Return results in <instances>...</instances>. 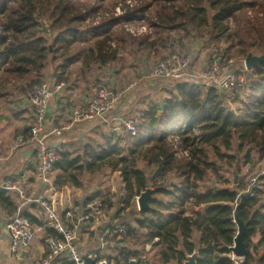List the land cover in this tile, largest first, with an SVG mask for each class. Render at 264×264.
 Listing matches in <instances>:
<instances>
[{"label":"trees","instance_id":"16d2710c","mask_svg":"<svg viewBox=\"0 0 264 264\" xmlns=\"http://www.w3.org/2000/svg\"><path fill=\"white\" fill-rule=\"evenodd\" d=\"M107 1L112 8L123 2L126 7L120 14L108 11L109 15H98L102 19L94 24L92 17L101 6L105 9ZM152 3L157 5L158 20H152L157 36L146 42L140 36L138 43L132 42L138 50L147 43L150 47L157 45L164 28L212 22L213 28L226 31V23L235 20L237 29L227 35L232 46L240 45L238 52L242 55L251 51L264 54V0L258 5L256 0H0V78L26 79L28 86L34 84L33 89L49 79L47 71L51 69L57 81L69 84L66 71L83 52L79 46L92 42L84 72L99 71L98 84L107 69L109 80L120 74L118 86L125 87L129 78L137 77L138 69L129 56L125 62L123 52L119 55L118 47L112 46L111 41H117L113 32L120 24L128 31L126 25L144 18ZM254 6L257 15H262L251 24L247 8ZM111 65L117 68H108ZM251 75L249 88L241 89V93L234 91L231 97L212 83L202 85L191 79L177 82L158 101L139 94L131 111L141 116L136 136L105 131L103 125L94 126L95 121L83 123L96 128L85 142L56 145L60 157L56 169L68 171L70 182L82 186L83 173L95 174L121 165L123 180L137 193L147 188L152 177L166 179L175 172L181 180L175 184L163 180L154 190L151 208L141 211L138 226L130 230L134 235L146 232L139 241L141 246H164V264L172 260L181 264L194 252L198 253L197 264H235L229 254L238 230L234 222L237 211L246 225L247 246L239 264H264V173L250 183V191L241 194L237 188L204 183L208 172L223 177L222 172H227L230 165L241 171L247 163L264 158V61L253 67ZM142 146H151L157 152L154 176L136 167L134 156ZM125 150L127 155L123 154ZM192 198L195 207L203 206L195 217L185 215L183 208ZM0 206L8 212L15 209L13 197L5 189H0ZM177 206L180 208L175 211ZM193 231L199 232V238L190 239ZM257 234L261 239L256 241ZM143 250L128 248L125 252L134 255L138 264ZM63 264L73 262L66 258Z\"/></svg>","mask_w":264,"mask_h":264},{"label":"built area","instance_id":"2783aa9c","mask_svg":"<svg viewBox=\"0 0 264 264\" xmlns=\"http://www.w3.org/2000/svg\"><path fill=\"white\" fill-rule=\"evenodd\" d=\"M119 13V8H116ZM132 24H127L128 31L134 32ZM137 34L146 32L143 26ZM113 47H117L112 43ZM122 50L118 47L119 55ZM188 52H178L152 63V73L155 77L169 78L183 81L193 75V57ZM224 55L214 46L210 49L205 60L204 74L208 82L218 86L225 93L234 91L241 82L237 72L223 71ZM231 63V61H229ZM244 68L247 66L244 62ZM252 70V69H250ZM146 78H149V74ZM142 79V77L140 78ZM138 82H140L138 80ZM130 83L127 91L138 84ZM176 82V83H177ZM68 84L65 80L57 81L49 78L35 85L28 93L27 105L32 110L33 122L27 132H19L10 145L11 150L29 143L34 145L40 161L39 179L46 185L24 188L17 182L8 178L0 183V189H5L13 197L15 209L7 212L6 228L10 232L12 245L11 253L24 257L31 245V241L39 233L42 240V255H36L31 264H63V259H69L73 264H129L137 261L134 255L126 254L128 241L133 235L131 228L138 226L141 208L139 198L142 192L132 191L122 180L111 189L99 187L97 190L87 191L81 199L76 198L78 191L69 188L68 191L59 189L53 182L52 175L56 171L59 161L57 139L62 136L63 129L71 125L60 127L49 125L47 113L53 114L57 109V99L67 93ZM116 91V90H115ZM114 90L102 82L98 83L95 95L86 106H73L72 121L74 123H89L94 118L105 117L115 111L117 101L122 92L115 96ZM115 96V97H114ZM108 123L112 120H106ZM141 125L139 113L122 117V129L130 136H136ZM263 174V173H262ZM258 178V177H257ZM257 179L252 181L256 182ZM162 184L163 181H160ZM156 185V184H155ZM152 187V184H148ZM77 190V189H76ZM133 209L138 213L129 224L128 211ZM31 214L34 221L27 215ZM125 213V214H124ZM155 241H158L156 238ZM93 246L87 248L88 244ZM150 243L146 251L150 250ZM145 255L142 259H145ZM239 264V263H235Z\"/></svg>","mask_w":264,"mask_h":264},{"label":"rangeland","instance_id":"374dc122","mask_svg":"<svg viewBox=\"0 0 264 264\" xmlns=\"http://www.w3.org/2000/svg\"><path fill=\"white\" fill-rule=\"evenodd\" d=\"M260 2V0H256V5H258ZM122 3V2H121ZM104 8L101 6L97 12V16L95 15L94 17H92V20L94 21V24L98 23L102 18L99 17L98 15H109L107 12L108 11H114V13L112 14H120L122 11H124V7H126V4L123 2L121 4V6H116V8H119V13H116L115 10H117L116 8H112V3H110L109 1L105 2L104 4ZM117 5V4H116ZM156 8L157 5H155L154 3H152V5L149 7V9H147V11L145 12V15H143L144 18L142 19H137L134 20L132 22H129V24H132V28L134 29V32L132 31H126V29L120 24L119 26H117V30L115 31V33L113 32V37L118 41L112 40V43H115V45L117 47H119L123 52H124V57L125 59L127 58V50H125L124 47H121L120 45L122 43H138L140 41V39L138 40V38H141L143 41L146 42V40L148 41V39H154L157 36V28L155 27V25L152 23L153 19L158 20L157 16H155V12H156ZM123 9V10H122ZM257 6L254 7H248L247 8V13H248V20L250 21L251 24H254V22L257 20V16H261V15H257ZM105 12V13H104ZM264 13V12H263ZM88 23H91V21H89ZM143 26L146 27V32H144L143 34H137L138 30L136 29H140ZM226 31H223L222 29L218 28H213L212 26V22L209 24H204L201 26H185V27H181L178 29H173V30H168L167 28H164L163 33H162V37H161V41L158 42L157 45H155L154 47H150L149 48V52L148 53L150 56V65H148L147 68H145L143 75L139 76L142 77V79H139V77L135 80H132L130 83L135 84V81L138 82V80L140 82H138V84L136 86H134L132 89H130V93L128 94V89L127 87L130 85V83L127 85V87L123 88V87H118L119 90L115 89L113 86V84L111 83V80H109L108 76L109 73H105V71L109 72L107 69H105V71L103 70V73L101 74V81L104 84H107L109 88L112 89V91L116 90L114 92L115 96H117L116 94L118 92H122V96H120L118 99L124 98L125 99V103L124 101L121 102L120 108L124 109V110H130L132 111L133 107V102L135 101L134 99H136L137 94L139 93V89L146 90L145 88H148L149 91H151L153 88L155 87H159V90H162L160 94H155V93H150V96L154 99H159L160 97H162L164 94H162V92L164 91V88L169 85V83L172 85V88L174 87V85L176 84L177 80H170L169 78H164V77H155V75H153L152 73V63L154 61H159L165 57H169L172 54L170 53H178V52H188L190 51V55L191 59H193V61L195 63H201L202 60H207L208 55L210 53V49L214 46L218 47L221 50V53L224 55V59L225 60V64L223 67V71H235L237 72L239 78L241 79L240 84L238 85V87L234 90V91H240V93L242 92L241 89L243 88H249L250 86V80L252 78V70H250L249 68H247L248 70H246L244 67V62L246 59V56L249 53H252L254 55H262L259 54L256 51H251L249 52L247 55H242L241 53L238 52V50L240 49V45H236V46H232V41H230L228 39V34L229 33H234L235 30L237 29V24L235 20H231L229 22L226 23L225 25ZM128 32V33H127ZM141 36V37H140ZM147 38V39H146ZM138 40V41H137ZM92 42H85L84 44H81L79 46V49L82 48L81 50H83V52L80 54V56L78 57V59L68 67L67 71V77L71 76L74 78L75 76L79 77L81 79H79L78 81H81L82 83L86 84V85H90L92 83V85H94L95 80L98 79V75H99V71H95V72H90L88 75L84 72L83 68L85 67V59H86V54H91L90 52V47ZM121 43V44H120ZM132 43V44H133ZM135 45V44H134ZM130 46V45H129ZM142 48L147 49L148 47L143 46ZM141 49V48H140ZM129 50V49H128ZM147 51V50H146ZM129 56V55H128ZM131 57V56H130ZM231 61V63L229 62ZM84 62V63H83ZM204 67V66H203ZM108 68H112V69H116L117 67L115 66H109ZM199 69H201L200 67H198ZM49 69V68H48ZM204 70L206 71V69L204 68ZM85 73V75H84ZM53 72H51V69L49 71H47V78H54L57 80V78L52 75ZM149 74V78L153 79V82H150V80L147 77V75ZM84 76V77H83ZM202 81L203 83H201L202 85L209 83L208 82V78L206 75L202 76ZM88 81V82H87ZM150 83H149V82ZM155 81V82H154ZM169 82V83H168ZM0 94L1 96L5 95V94H9V91H20L23 88V93L26 95V98L28 96V93L31 91V87L34 85H32L31 87L28 86V81L26 79H17L14 77H9L6 80H3L2 78H0ZM67 83V82H66ZM142 83V85H144L142 87V85L140 84ZM9 84V85H7ZM68 84V83H67ZM153 84V85H152ZM2 85L4 87H2ZM117 86V85H116ZM148 91V90H146ZM221 91L225 92L224 90L221 89ZM232 90V92H228V90L226 91V96L231 97L232 93L234 92ZM128 94V95H127ZM0 96V116H3V113H10L9 107H8V103L6 102L7 98L5 97H1ZM114 96V97H115ZM126 97V98H125ZM127 99H130V104L129 101ZM4 105L7 106V110L4 112ZM128 105V107H127ZM233 109H235L236 104L233 102L231 103ZM132 107V108H131ZM132 114V113H131ZM7 119H5L3 117V119H1L2 123H6L5 126L3 127V129L1 130V132H5V135L2 137V141L0 142L1 144L4 143V139H8L10 137V132L13 130V126L7 125ZM95 125V124H94ZM99 125H103L102 123ZM102 129V128H101ZM105 131H107V129H103ZM93 133V132H92ZM90 135V134H89ZM93 135V134H92ZM123 154H128L127 150H125V152ZM156 154L157 152L151 147V146H142L141 148L137 149V153L134 156L135 157V164L136 167L143 169L148 175H152L154 176L156 174V171L158 169V163L156 162ZM239 158L242 159V157L240 156ZM121 165L114 169L112 167H106L104 169H102L101 171H99V173H93V174H85L83 173L81 175V184L84 187H89V186H94L98 183H102L107 185L108 187H111L113 185V183H119L118 179L122 178V174L120 171ZM223 173V177H221L219 174L218 175H214L211 172H208L206 179L204 181L205 184H213V185H218L219 187L222 186H229L233 189L237 188L239 193L241 194L242 192H248L250 191V183H253L252 181H254V179H257V177L259 175H262V173H264V158L255 160L253 163H247L246 165L242 166V170L241 171H237L235 169L234 166L230 165L229 166V170H227V172H222ZM179 175H177V173L173 172V173H169L166 179H163V177L160 176H155L152 177L150 180V185L152 184L153 189L155 190L157 188V186L162 185L160 183V181H173V184L178 183L181 179L178 178ZM105 181V182H104ZM164 181V182H165ZM156 184V185H155ZM202 184L203 182L200 184V188L202 189ZM246 187V188H245ZM245 188V189H244ZM244 189V190H242ZM80 191H82L83 189L80 188ZM203 206H197L195 207V204H193V198L190 199L189 201L185 202L183 208H184V214L185 215H196L197 211H202ZM178 208L180 207H176L175 211L178 210ZM125 214V213H124ZM128 219H129V224H134L133 223V219L135 217H138V213L134 212L133 209H129L128 211ZM235 222V221H234ZM179 233V232H177ZM144 235H146L145 231H141L136 233V235H132L131 238L128 241V245L130 248L133 249H138V250H143V253H145L147 255V259L148 262L146 264H164L161 252L164 248V246H161L160 244H152L150 245V250L146 251V245L144 247L141 246L140 242L142 239H144ZM200 234L197 231H193V233L191 234V240H195L196 238H199ZM254 239L257 241L258 239H261V236L259 234H257ZM135 241H138L139 243H135ZM158 242V241H156ZM230 258L233 259L234 263H240V261L243 259V257H237L233 252L229 254ZM139 264H145L143 261H140ZM169 264H178L175 260L170 261ZM181 264H185V261H183Z\"/></svg>","mask_w":264,"mask_h":264},{"label":"crops","instance_id":"0c3cea01","mask_svg":"<svg viewBox=\"0 0 264 264\" xmlns=\"http://www.w3.org/2000/svg\"><path fill=\"white\" fill-rule=\"evenodd\" d=\"M116 29V28H115ZM121 44V43H120ZM130 45V46H129ZM121 47H124L125 50H127V56L129 55L131 63H135L137 71V77L136 78H129L128 83L125 87L132 81L138 78V76L143 75V72L145 68L150 65V55L149 48L150 44L147 43L145 47H148L147 49H144L141 47V49L138 50L133 44L130 43H122L120 45ZM129 49V50H128ZM134 50V51H133ZM147 50V51H146ZM137 51V52H136ZM130 52L132 54H130ZM148 52V53H147ZM172 55H175L176 53H170ZM124 55V52H123ZM206 60V59H205ZM205 60H202L201 63H195L193 62V75L189 76L187 79H191L197 83H203L202 76L204 74V64ZM125 61V60H124ZM127 62V59L126 61ZM84 63V62H83ZM132 64V65H133ZM200 67L201 69H199ZM128 67H125V70H127ZM83 70H87L85 67ZM85 75V73H84ZM119 76L115 75L114 80H111V83L114 88L118 89L119 84ZM84 77V76H83ZM116 78V79H115ZM141 78V77H139ZM80 78L75 76L74 78L71 76L70 82L68 84L69 89H67L66 92L67 95H64V98L60 97L57 99L56 106L57 109L54 111V113L50 116H48V121L50 122L49 125H57L60 127H65L67 125H71L70 128L63 129L62 136H60L58 139L55 135H52L50 137L51 140L57 141V143L61 146L63 143L68 144L72 142H85L89 134L96 128H92V126L85 125L83 123H74L72 121V108L73 106H86L90 99L95 95L97 91V80H95L94 85L92 83L90 85H86L82 83L81 81H78ZM150 82H153L152 78H148ZM186 80V79H185ZM88 82V81H87ZM149 82V81H148ZM149 82V83H150ZM155 82V81H154ZM169 83V82H168ZM210 83V82H209ZM142 85V83H140ZM205 84V83H204ZM9 85V84H7ZM117 85V86H116ZM153 85V84H152ZM144 85H142L143 87ZM2 87H4L2 85ZM123 87V88H125ZM159 87L153 88L151 91H149L148 88H145L146 90L139 89V93L137 94L135 101L133 102V107L137 101V98L139 97V94H142L146 97H150V93L160 94L162 90L158 89ZM172 89V85L169 83L164 88V91L162 94L167 95L168 90ZM131 91H128V94ZM127 94V95H128ZM165 95L160 97L159 99H154L155 101H158L162 99ZM1 96V94H0ZM7 98L6 102L8 103V107L10 110V113L6 114L3 113V116H0V142L2 141V137L5 135V132H1L3 127L6 123H2L1 119L3 117L7 119V125L13 126V130L9 131L10 137L8 139H4V143H0V183H2L4 180L10 178L13 181L17 182L19 185L23 186L24 188H32L39 186L41 188H45V184L39 179V169H40V161L38 159L37 153L35 151L34 145L32 143H29L25 146L19 147L16 150H11L10 145L13 142L15 136L24 130H27L32 122V110L27 105V99L26 95L23 93L22 90L20 91H9V94H5L1 97ZM126 98V97H125ZM129 101L128 104H130V99H127ZM126 102L124 98H121L117 101L116 109L115 111L105 115V117H96L93 120H91L89 123L95 121V125H99V123L103 124L101 126L104 129L109 130H115L118 134H124L122 127V117H128L132 112L130 110H124L120 108V103ZM128 107V105H127ZM130 107V106H129ZM128 107V108H129ZM4 112L7 110V106L4 105ZM132 108V107H131ZM112 120L110 123H105L106 120ZM70 173L68 171H63L62 169L57 168L56 171L52 175L53 182L57 185L59 189H62L63 191H68L69 188H72L74 191H78V195L76 196L77 200L81 199L83 195L87 191L91 190H97L99 187L108 188L111 189L113 187H116L120 182H122V178L118 179L119 183H113L111 187H108L107 185L103 184V182L100 184H96L93 187H84V186H75L70 182ZM105 182V181H104ZM82 188L83 190L80 191L79 189ZM77 189V190H76ZM7 210L0 206V264H31L33 262V259L36 255H42V240H41V234L39 233L36 237L33 238L31 241L30 248L27 252V254L24 257L21 256H15L11 253L10 247L12 245V239L10 232L6 228V220H7ZM149 244V243H146ZM152 245V243H150ZM92 244H88L87 248L92 247ZM130 248V247H129ZM126 250V249H124ZM145 255V259H142V256ZM143 261L145 264L148 262L147 255L145 253L141 254L139 256V262ZM131 264H137V261ZM139 264V263H138Z\"/></svg>","mask_w":264,"mask_h":264},{"label":"water","instance_id":"95a60500","mask_svg":"<svg viewBox=\"0 0 264 264\" xmlns=\"http://www.w3.org/2000/svg\"><path fill=\"white\" fill-rule=\"evenodd\" d=\"M264 61V54L262 55H254L252 53H249L246 56L245 64L247 68L253 69L254 66L262 63ZM47 116H50L49 113H47ZM154 196V189L151 187L146 188L140 195L139 198V204L140 208L143 211L149 210L151 208L150 201ZM234 221L238 226L237 234L234 239V245L231 247L233 253L237 257H244L247 252V246L244 242V237L246 234V225L245 223L239 219L237 211L234 212ZM198 257V253L194 252L187 256V259L185 261V264H197L196 259Z\"/></svg>","mask_w":264,"mask_h":264}]
</instances>
